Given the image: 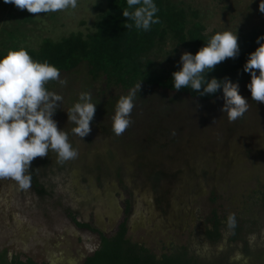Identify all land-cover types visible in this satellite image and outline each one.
<instances>
[{"label": "rangeland", "instance_id": "374dc122", "mask_svg": "<svg viewBox=\"0 0 264 264\" xmlns=\"http://www.w3.org/2000/svg\"><path fill=\"white\" fill-rule=\"evenodd\" d=\"M198 11L207 32L264 33L261 0H170ZM104 4L79 0L75 10L32 14L21 23L19 9L0 0V50L17 46L38 50L45 39L59 41L72 33L94 32ZM36 16H40L36 18ZM181 48L167 42L151 56L157 70L179 66ZM67 84L51 88L63 97L53 119L78 151L58 162L57 154L37 157L30 165L31 187L0 180V252L38 264H82L99 246L97 234L81 230L67 217L74 214L107 236L123 219L130 202L127 237L160 255L170 245L187 246L202 259L230 253L238 264H264L243 254L264 255V103L240 88L249 110L235 122L221 111L223 99L197 103L152 89H140L132 124L116 136V103L129 92L91 82L83 71L64 76ZM81 92H90L96 113L90 134L81 140L68 112ZM59 104V102H58ZM215 213L223 241L203 237ZM235 214L236 227L228 217ZM238 229L239 240L229 243ZM237 253L243 259L236 260Z\"/></svg>", "mask_w": 264, "mask_h": 264}, {"label": "trees", "instance_id": "16d2710c", "mask_svg": "<svg viewBox=\"0 0 264 264\" xmlns=\"http://www.w3.org/2000/svg\"><path fill=\"white\" fill-rule=\"evenodd\" d=\"M104 4L99 8V16L94 24V32L83 36L72 33L59 41L45 39L38 50L24 48L33 60L48 62L60 70L61 79L83 71L91 82L103 79L107 86L120 88L129 92L136 84L140 89H152L172 96L184 97L186 100L210 104L222 99V90L214 95L200 96L190 88L176 91L173 87L172 74L179 71L182 65L168 71L157 70L151 59L167 42L174 43L185 52L195 55L204 47L214 33H209L202 23L198 11L190 6H178L170 0H155L159 9L157 16L160 23L154 24L150 31L138 30L133 21L122 14L127 9L126 0H97ZM131 11V9H127ZM31 13L19 11L21 23L28 22ZM131 24V27L128 25ZM263 32L251 31L238 34L240 53L236 59H227L215 66L207 79L218 80L230 78L238 82L240 88L246 87L251 76L243 68L249 55L256 51L259 44L256 40ZM261 43H264L262 41ZM17 46L0 50V57L9 50H19ZM58 82L51 81L45 87L48 91ZM264 207V195L262 199ZM130 202L124 203L123 219L113 235L107 236L88 223L79 222L74 214L67 212V217L81 230L97 234L98 248L82 264H238L232 261L230 253L213 255L209 260L199 257L187 246L170 245L160 255L146 246L132 242L128 237V218ZM222 221L213 213L204 233V239L211 245L223 241ZM238 229L229 238V243L239 240ZM243 254L251 259H262L263 254L254 256L246 244ZM0 264H38L32 259H21L18 255L8 256L7 251L0 252ZM44 264V263H41Z\"/></svg>", "mask_w": 264, "mask_h": 264}, {"label": "clouds", "instance_id": "9594fccd", "mask_svg": "<svg viewBox=\"0 0 264 264\" xmlns=\"http://www.w3.org/2000/svg\"><path fill=\"white\" fill-rule=\"evenodd\" d=\"M3 3L31 14H48L75 10L79 0H3ZM126 3L131 11L126 9L122 14L134 22L136 29L147 32L152 25L160 23L155 0H126ZM259 11L264 13V0L259 4ZM262 41L264 35L257 38L256 43L260 47L249 55L243 71L251 76L250 83L246 85L251 98L264 103ZM239 53L237 32H217L195 55L189 52L181 55L179 64L182 67L172 74L174 89L190 88L200 96L214 95L222 90L224 103L221 111L227 113L230 123L237 121L249 110L246 98L240 94L239 83L232 82L230 78L218 80L213 77L208 80L207 76L220 63L238 58ZM60 77L57 67L46 61L33 60L24 48L9 50L0 57V180L10 179L22 190L31 187L29 168L37 157H47L49 151H54L58 162L63 163L78 156V151L69 143L68 133L59 130L53 119L63 97L45 87L51 81L66 85L67 80ZM140 88L141 83L136 84L128 95L117 101L112 117V131L116 136L122 135L132 124L130 117ZM96 105L90 92H81L78 102L67 113L68 120L76 125L72 133L81 140L92 131L90 124L95 117ZM228 226L236 227L235 214L229 215ZM235 259H243L242 254L237 253Z\"/></svg>", "mask_w": 264, "mask_h": 264}]
</instances>
